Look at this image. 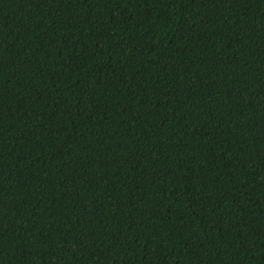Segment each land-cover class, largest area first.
<instances>
[{
    "label": "trees",
    "instance_id": "trees-1",
    "mask_svg": "<svg viewBox=\"0 0 264 264\" xmlns=\"http://www.w3.org/2000/svg\"><path fill=\"white\" fill-rule=\"evenodd\" d=\"M0 264H264V0H0Z\"/></svg>",
    "mask_w": 264,
    "mask_h": 264
}]
</instances>
